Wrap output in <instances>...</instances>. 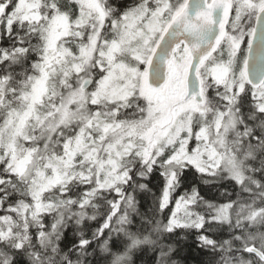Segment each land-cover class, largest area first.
<instances>
[{
    "label": "snow or ice",
    "instance_id": "obj_1",
    "mask_svg": "<svg viewBox=\"0 0 264 264\" xmlns=\"http://www.w3.org/2000/svg\"><path fill=\"white\" fill-rule=\"evenodd\" d=\"M189 237L264 264V0H0V264Z\"/></svg>",
    "mask_w": 264,
    "mask_h": 264
},
{
    "label": "trees",
    "instance_id": "obj_2",
    "mask_svg": "<svg viewBox=\"0 0 264 264\" xmlns=\"http://www.w3.org/2000/svg\"><path fill=\"white\" fill-rule=\"evenodd\" d=\"M161 185L159 179L153 181V191H157ZM150 199V197L148 198ZM146 202V201H145ZM180 264H197V258L200 256L199 250L195 247L193 239L191 237L188 238L186 242L181 245ZM182 258V259H181Z\"/></svg>",
    "mask_w": 264,
    "mask_h": 264
}]
</instances>
